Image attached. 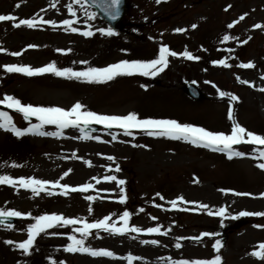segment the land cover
<instances>
[{
    "label": "rangeland",
    "instance_id": "obj_1",
    "mask_svg": "<svg viewBox=\"0 0 264 264\" xmlns=\"http://www.w3.org/2000/svg\"><path fill=\"white\" fill-rule=\"evenodd\" d=\"M70 3L73 0H0V15L43 18L57 25L53 28L44 23L29 29L14 28L12 22H0V99L11 95L25 105L65 110L80 102L84 110L97 114L134 112L141 119H174L225 134L231 131L228 119L231 104L234 118L241 126L264 135V92L259 90L264 88V0H161L160 3L127 0L121 30L112 36L99 32L100 28L109 27L96 14L92 20L87 19L88 12H95L85 4L83 8L74 4L77 16L70 17L67 11ZM241 16L243 20H239ZM64 19H75L77 23L73 26L79 32L92 31L93 35L85 37L65 30ZM229 24L233 27L229 28ZM257 24L262 27L256 28ZM225 35L230 37L228 41L223 40ZM245 40L247 43H243ZM29 45L36 47L29 48ZM162 46L181 55L168 57L164 71L156 76L134 74L105 83H87L52 74L28 77L4 71V66L10 64L36 68L55 62L61 69L86 71L88 67H106L122 60L147 62L158 58ZM184 51L199 59H185ZM11 52L22 54H8ZM219 60H225L229 67L214 63ZM249 62L254 64L253 68L238 67ZM184 81L195 83L203 99L197 102L188 98L183 92ZM217 89L236 95L238 101L220 97ZM3 112L12 117L18 128L29 126L21 113L7 108ZM30 122L37 123L34 117ZM97 128V132L88 134L69 127L59 138L32 134L17 138L0 129V175L58 181L70 187L92 185L85 193L59 195L61 189L57 188L54 190L57 194L48 195L49 185L44 192L33 195L30 189L19 185L0 184V209L32 216L59 214L89 223L109 216V223L115 221L117 227H124L119 217L129 211L128 228L138 227L142 231L112 234L92 230L86 246L112 251L114 257L109 258L64 252L73 226L54 227L41 233L31 254L25 256L14 244L4 241H24L27 227L34 221L15 218L12 229L0 224V264H128L125 258L129 255L141 262L145 259L147 264L208 260L216 255L221 256V264H264V259L252 255L253 251L259 252L258 245L264 243V217L238 216L240 211L264 212V196L261 195L264 170L256 167L258 162L264 161L251 158L253 148L259 146L237 145L233 148L246 155L229 160L224 153L183 140L140 132L125 135L122 129L115 127ZM44 130L56 131L53 125H46ZM84 135L90 138L84 139ZM108 156H112L114 162L107 160ZM117 165L120 171H113ZM69 169V174L61 179ZM108 175L125 181L122 186L125 204L118 202L120 191L115 181L104 179ZM233 192L251 195L236 196ZM88 195L95 199L88 201L85 198ZM179 197L189 203L178 201L177 209H172L168 202ZM196 204H205L208 208L200 209ZM89 207L93 209L91 214ZM221 207L226 210L224 217L215 215ZM141 208L144 211H139ZM209 211L214 214L209 216ZM241 220H245L244 224L236 229ZM151 227H159L161 234H147L146 230ZM228 229L231 231L216 252L212 245L216 240L221 242V233ZM204 232L218 235L204 237L201 235ZM188 237L201 238L178 239ZM153 239L158 243H142ZM178 242L179 249L175 247ZM120 257L123 261H119Z\"/></svg>",
    "mask_w": 264,
    "mask_h": 264
},
{
    "label": "snow or ice",
    "instance_id": "obj_2",
    "mask_svg": "<svg viewBox=\"0 0 264 264\" xmlns=\"http://www.w3.org/2000/svg\"><path fill=\"white\" fill-rule=\"evenodd\" d=\"M161 0H157V3H160ZM79 4L81 8L84 7V0H73V3L67 5V11L70 17H76L77 12L74 10L73 5ZM120 0H102L101 3H98L97 6L104 9L105 14L110 19H116L119 12ZM55 7V4L52 5ZM19 7V5H17ZM227 10V9H226ZM95 16V13L88 12L87 19L92 20ZM244 16H241L239 20H243ZM18 21V22H17ZM0 22H12V27L20 28L22 26L27 27L29 29H34L40 27L41 24H49L53 28L57 27L55 21H45L43 18H30V19H18L13 15H0ZM239 21H235L234 23H238ZM77 21L75 19H64L62 21V26L65 30H70L72 33H77L79 30L74 27ZM193 28L196 25L192 26ZM229 28L233 27V24L228 25ZM256 28H261L262 25H255ZM177 32H183L184 29H176ZM99 32L102 35L112 36L115 33L112 29L105 30L104 28H100ZM80 35L85 37H91L93 35L92 31H83L79 32ZM230 37L225 35L223 37L224 41H228ZM248 39H251L249 37ZM243 43H247V40L243 41ZM29 48L36 47L35 45H29ZM2 51V49H0ZM57 51L64 53V50L57 49ZM70 51V50H69ZM228 51H232V49H228ZM13 56H20L21 52H11L8 53ZM181 55L174 51H170L167 46H162L159 49L158 58H153L147 62L141 60H122L117 63L110 64L106 67H88L86 71H74L70 67L59 68L57 67L55 62L48 63L43 67L33 68L31 66H23L17 64H10L4 66V71L7 73H20L28 77L40 76L44 74H52L56 77L65 78V79H76L81 80L87 83H105L111 81L119 76H132L134 74H139L141 76H156L160 72H163L165 67L168 64V57ZM183 57L188 60L199 59V57H194L190 52L184 51L182 53ZM214 63L221 65L223 67H229L228 63L225 60H219ZM238 67L242 69H251L254 67V64L249 63H241ZM239 79V77H237ZM241 83H247V81H240ZM144 87V85H141ZM215 87V85H213ZM264 92V88L259 89ZM220 97H228L230 101L236 102L238 101V97L232 93L220 91L217 89ZM0 106H3L7 109L15 110L18 113L23 115L25 121L29 122V126L27 128L21 129L18 128L13 119L7 112H0V129L4 131L11 132L17 138L23 137L28 134L38 135V136H51V137H61L63 130L72 127L79 128L80 132L83 133L85 128L89 125H102L104 128L112 129L119 128L124 131L125 135H131L132 129H139L146 131L150 136H158V137H166L172 140H183L184 142L190 143L197 147L208 148L213 152H221L226 154L229 160L236 158H241L246 155L245 152L235 150L233 148L234 145H254L259 147L253 148L252 159L257 161H264V135L255 134L245 127L241 126L237 120L234 118L233 109L231 104L229 105L228 110V119L231 121V131L230 134H225L223 132H213L211 130H206L203 127H195L191 124H182L177 122L174 119H141L138 117L136 113H129L127 115H106V114H97L94 111L84 110V106L82 103H75L69 110H65L61 107H41V106H32L31 104H22L20 99L15 98L11 95H4L2 99H0ZM35 118L37 123H31V118ZM46 125L55 126L56 131H46ZM84 139H89L90 137L84 135ZM113 140L116 139L115 136L112 137ZM136 146V145H133ZM75 155V154H73ZM107 160L113 161L114 158L112 156L106 157ZM87 163V162H85ZM17 165H13L15 167ZM261 170H264V162H258L256 164ZM71 169L63 174L61 179L64 176H67ZM113 171H120L119 165ZM104 179L108 182L115 181L117 186H119L120 196L119 203H126L125 190L122 187L125 184V181L122 179H117L115 175H108L104 177ZM100 181L97 180V183ZM0 184H7L9 186L15 187L19 185L22 188L30 189L33 195H39L41 192H44L46 187L50 185L49 191H47L48 195L57 194L54 190L60 188L61 191L58 193L59 195H68L73 192L85 193L92 189L91 184H84L81 187H70L68 185H61L57 182H49L36 178H19L13 179L8 175H0ZM233 195L242 196V195H251L250 193H239L233 192ZM264 196V193L261 194ZM157 196L161 200L164 199L159 193ZM88 201H93L95 197L92 195H88L85 197ZM178 201L180 204L189 203L183 199V197H179L176 200L169 201L172 209H177ZM159 207V205H156ZM197 208L207 209L208 205L205 204H196ZM180 210H187L181 208ZM89 213L93 212V209L89 207ZM139 211H144V209H140ZM214 213L209 211L208 215L212 216ZM215 215L219 217H224L226 215L225 208L221 207L215 213ZM239 217H248V216H258L264 217V212H248V211H240L238 213ZM12 218H25L31 219L34 222L30 223L27 227V238L19 243H16L12 240H5L4 243L8 245H15V247L22 251L25 256H29L31 254V250L34 247V242L36 238L44 233L47 229H52L54 227H63L71 225L73 226L71 231L72 234L67 236V240L69 243L64 247L63 251L68 253H82L88 254L92 257H114L112 251L106 249H93L91 247L86 246V240L91 235L92 230L110 232L112 234H123L125 231H131L133 233H140L142 230L138 227L128 228V221L130 219L129 211H124L123 214L119 217V221L124 225V227H117L116 222L113 221L111 224L109 223L110 217L105 216L103 219H100L94 223L86 222L83 219H72L66 218L63 215L59 214H43L32 216L31 213L24 214L17 210H3L0 209V224H3L6 228L12 229L13 225L11 223H7ZM235 219L236 217H232ZM77 225H79L77 227ZM255 227H262L261 225H254ZM147 234H161V230L159 227H151L146 230ZM77 234L78 237L77 238ZM204 237L218 235V233H210L204 232L201 234ZM201 237H188V238H178V239H195L199 240ZM142 243H151L153 245L157 244L158 241L153 240H144ZM175 247L179 249L181 244L176 243ZM213 249L216 252H219L221 248L220 240H216L212 245ZM259 252L253 251L252 255L256 256L259 259H264V243H260L258 245ZM128 261V264H132V262L137 259L132 255H129L125 258ZM51 264H55V262H51ZM63 264V262H61ZM170 264H221V256L216 255L214 259L208 260H179L170 262Z\"/></svg>",
    "mask_w": 264,
    "mask_h": 264
},
{
    "label": "water",
    "instance_id": "obj_3",
    "mask_svg": "<svg viewBox=\"0 0 264 264\" xmlns=\"http://www.w3.org/2000/svg\"><path fill=\"white\" fill-rule=\"evenodd\" d=\"M91 2V4L96 8L97 12L100 13V15L108 22H111L112 27L117 28L118 24H119V20L121 18V15L123 13V8H124V3L122 0H120V5H119V12L118 15L116 17V19H110L106 14L103 8L98 7L97 4L101 3L102 0H89Z\"/></svg>",
    "mask_w": 264,
    "mask_h": 264
},
{
    "label": "bare ground",
    "instance_id": "obj_4",
    "mask_svg": "<svg viewBox=\"0 0 264 264\" xmlns=\"http://www.w3.org/2000/svg\"><path fill=\"white\" fill-rule=\"evenodd\" d=\"M119 261H123L121 257L119 258ZM137 262H141V260H139V259L137 258V259H135L132 263H133V264H137ZM114 264H117V263H114ZM141 264H147V261H146L145 259H142Z\"/></svg>",
    "mask_w": 264,
    "mask_h": 264
}]
</instances>
